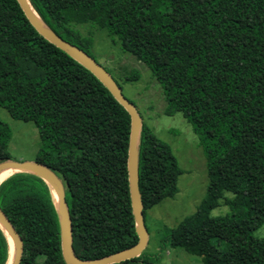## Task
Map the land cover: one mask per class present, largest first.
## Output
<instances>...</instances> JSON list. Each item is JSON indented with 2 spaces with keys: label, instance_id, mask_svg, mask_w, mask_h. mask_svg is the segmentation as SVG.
<instances>
[{
  "label": "trees",
  "instance_id": "1",
  "mask_svg": "<svg viewBox=\"0 0 264 264\" xmlns=\"http://www.w3.org/2000/svg\"><path fill=\"white\" fill-rule=\"evenodd\" d=\"M28 1L44 24L92 58L67 25L103 29L147 63L165 113L180 112L198 136L207 161L206 195L177 223V235L170 229L163 242L201 256L202 264H264V237L252 233L264 223V0ZM0 106L37 127L41 147L34 161L63 184L75 255L95 260L136 244L127 168L130 114L88 68L39 33L18 0H0ZM139 114L145 222L147 209L178 191L182 170ZM10 138L0 120V162L11 159ZM221 199L229 211L210 216ZM0 207L22 239L19 264H68L55 197L42 177L25 171L6 176ZM8 258L0 225V264ZM153 259L143 250L112 264Z\"/></svg>",
  "mask_w": 264,
  "mask_h": 264
},
{
  "label": "rangeland",
  "instance_id": "2",
  "mask_svg": "<svg viewBox=\"0 0 264 264\" xmlns=\"http://www.w3.org/2000/svg\"><path fill=\"white\" fill-rule=\"evenodd\" d=\"M86 48L100 66L122 86L123 94L134 103L144 122L152 132L168 144L182 170L177 177L178 191L173 197L163 198L146 210L145 225L148 240L144 252L154 256V264H202L201 256L191 254L182 247L170 246L167 239L178 233L174 228L185 216L196 211L206 195L208 184L206 156L199 144L198 136L180 112L165 113L166 101L161 86L147 63L124 52L117 41H112L106 31L89 23L66 26ZM138 76L130 79L133 72ZM129 78V80H126ZM0 120L9 125L11 138L8 153L11 160L34 161L41 147L35 124L30 120H18L0 106ZM231 196L230 193H226ZM229 211L223 200L210 211V216L224 215ZM197 221H189V225ZM253 235L264 237V223ZM213 243L214 240H213Z\"/></svg>",
  "mask_w": 264,
  "mask_h": 264
},
{
  "label": "water",
  "instance_id": "3",
  "mask_svg": "<svg viewBox=\"0 0 264 264\" xmlns=\"http://www.w3.org/2000/svg\"><path fill=\"white\" fill-rule=\"evenodd\" d=\"M25 15L29 21L35 26V28L45 38L53 42L61 49L67 51L74 58H76L81 64L88 68L112 93V95L125 107L131 117L130 136L127 153V168H128V181L130 189V199L132 211L136 223V232L138 235V241L131 247L118 251L114 254L106 257L95 259V260H82L78 258L72 246V229H71V218L67 209L65 201V193L61 180L59 177L43 163L37 161H16L7 159L0 162V171L5 168H15L16 171L31 172L42 177L51 187L54 194L56 207L59 214L61 236H62V248L68 264H112L125 259H129L141 251L144 250L148 240V230L146 228L143 212L142 202L138 187V174H137V141L139 135V126L141 117L140 114L132 101H130L122 92L121 87L117 81L104 70L99 63L96 62L88 53L74 45L73 43L62 38L60 35L52 31L46 24L41 27L32 12V6L28 0H18ZM5 178V177H4ZM2 178L0 182L4 179ZM0 225L5 230L8 243L9 236L12 238L14 243V252L10 264H19L22 256V239L10 223L9 219L3 213L0 207ZM11 254L9 244V257ZM9 259V258H8ZM8 262V261H7ZM7 264V263H6Z\"/></svg>",
  "mask_w": 264,
  "mask_h": 264
},
{
  "label": "bare ground",
  "instance_id": "4",
  "mask_svg": "<svg viewBox=\"0 0 264 264\" xmlns=\"http://www.w3.org/2000/svg\"><path fill=\"white\" fill-rule=\"evenodd\" d=\"M32 8V7H31ZM32 12H33V15L37 21V23L41 26V27H44V23L41 21V19L39 18L38 14L35 12V10L32 8ZM16 169L15 168H5L3 169L2 171H0V180L6 176H8L9 174L15 172ZM9 244H10V249H11V254H10V257L8 259V262H6L7 264H10L11 262V259H12V254L14 252V243L12 241V238L9 236Z\"/></svg>",
  "mask_w": 264,
  "mask_h": 264
}]
</instances>
